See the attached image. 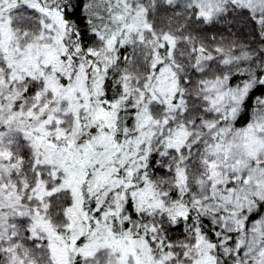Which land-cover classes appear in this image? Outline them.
I'll list each match as a JSON object with an SVG mask.
<instances>
[{
    "label": "snow or ice",
    "instance_id": "obj_1",
    "mask_svg": "<svg viewBox=\"0 0 264 264\" xmlns=\"http://www.w3.org/2000/svg\"><path fill=\"white\" fill-rule=\"evenodd\" d=\"M260 89L264 0H0V264H264Z\"/></svg>",
    "mask_w": 264,
    "mask_h": 264
},
{
    "label": "rangeland",
    "instance_id": "obj_2",
    "mask_svg": "<svg viewBox=\"0 0 264 264\" xmlns=\"http://www.w3.org/2000/svg\"><path fill=\"white\" fill-rule=\"evenodd\" d=\"M231 32L233 35H229L228 31L225 28L220 27V26H216V27L210 26L208 28L209 34H212V33L223 34V36L226 38L225 43H227L228 41H230L232 39H237V38L238 39H240V38H253V34L251 33V27L243 25L241 23L235 24V26L231 28ZM218 38H219V36H218ZM242 42L247 43V41H242ZM251 47L256 48V46L253 45V43L251 44ZM250 225H251V221L249 222V226ZM233 236L235 238V234H233Z\"/></svg>",
    "mask_w": 264,
    "mask_h": 264
},
{
    "label": "trees",
    "instance_id": "obj_3",
    "mask_svg": "<svg viewBox=\"0 0 264 264\" xmlns=\"http://www.w3.org/2000/svg\"><path fill=\"white\" fill-rule=\"evenodd\" d=\"M253 38H240L239 40L240 41H251ZM260 43L259 39L256 38V42L253 43V45H255L256 47L258 46V44ZM241 79V77H234L232 83L235 84L238 82V80ZM261 95H264V89H260V90H257V91H254L253 93V96H252V99L250 101V108H249V111H251V105L254 103L255 101V97L256 96H261ZM258 217H253V219H257ZM205 223H207V221H205ZM181 232H182V229L181 228H176L172 233L171 235H173V237L175 238H180V235H181Z\"/></svg>",
    "mask_w": 264,
    "mask_h": 264
}]
</instances>
